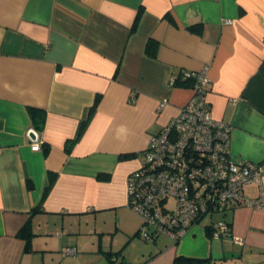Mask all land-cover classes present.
I'll list each match as a JSON object with an SVG mask.
<instances>
[{
  "label": "crops",
  "instance_id": "0c3cea01",
  "mask_svg": "<svg viewBox=\"0 0 264 264\" xmlns=\"http://www.w3.org/2000/svg\"><path fill=\"white\" fill-rule=\"evenodd\" d=\"M204 65L232 160L262 164L244 194L264 197V0H0V264H264V207L149 241L127 206L150 136L192 94L170 77Z\"/></svg>",
  "mask_w": 264,
  "mask_h": 264
},
{
  "label": "built area",
  "instance_id": "2783aa9c",
  "mask_svg": "<svg viewBox=\"0 0 264 264\" xmlns=\"http://www.w3.org/2000/svg\"><path fill=\"white\" fill-rule=\"evenodd\" d=\"M208 65L171 76L190 84L192 94L179 112L149 138L138 168L126 179L127 206L141 220L138 235L154 241L183 237L203 216L223 212L230 204L264 207V197L247 198L244 186L261 182L262 164L237 163L230 156L231 126L212 117L207 101ZM40 148L34 142L32 150ZM173 197L174 204H169ZM225 220L213 225V237H226ZM66 254H75L68 246Z\"/></svg>",
  "mask_w": 264,
  "mask_h": 264
},
{
  "label": "trees",
  "instance_id": "16d2710c",
  "mask_svg": "<svg viewBox=\"0 0 264 264\" xmlns=\"http://www.w3.org/2000/svg\"><path fill=\"white\" fill-rule=\"evenodd\" d=\"M137 19H138V15H137L136 18H135L134 24H133V26H132V30L136 27ZM29 112H30L32 115H34V113H35V109H34L33 107H30V108H29ZM33 119H34L33 122H34L35 128L38 129V128L41 126V121H40V119L35 118L34 116H33ZM51 179H52V178H50V180H51ZM21 231H22V230H21ZM175 260H176L177 262H184V263H189V262H193V261H195V260H193V259H191V258H185V257H176Z\"/></svg>",
  "mask_w": 264,
  "mask_h": 264
},
{
  "label": "water",
  "instance_id": "95a60500",
  "mask_svg": "<svg viewBox=\"0 0 264 264\" xmlns=\"http://www.w3.org/2000/svg\"><path fill=\"white\" fill-rule=\"evenodd\" d=\"M27 134L32 141L38 140V131L35 128H30Z\"/></svg>",
  "mask_w": 264,
  "mask_h": 264
},
{
  "label": "rangeland",
  "instance_id": "374dc122",
  "mask_svg": "<svg viewBox=\"0 0 264 264\" xmlns=\"http://www.w3.org/2000/svg\"><path fill=\"white\" fill-rule=\"evenodd\" d=\"M171 203L174 204L173 197H172L171 200L169 201V204H171ZM204 221H207V218H206V217L204 218Z\"/></svg>",
  "mask_w": 264,
  "mask_h": 264
}]
</instances>
